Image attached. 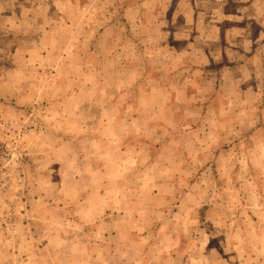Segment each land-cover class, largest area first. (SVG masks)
<instances>
[{
    "label": "rangeland",
    "instance_id": "1",
    "mask_svg": "<svg viewBox=\"0 0 264 264\" xmlns=\"http://www.w3.org/2000/svg\"><path fill=\"white\" fill-rule=\"evenodd\" d=\"M0 264H264V0H0Z\"/></svg>",
    "mask_w": 264,
    "mask_h": 264
}]
</instances>
